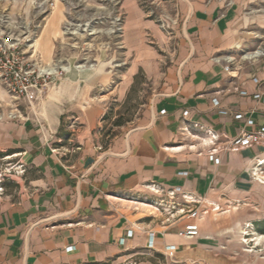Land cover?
I'll use <instances>...</instances> for the list:
<instances>
[{
  "label": "crops",
  "instance_id": "crops-1",
  "mask_svg": "<svg viewBox=\"0 0 264 264\" xmlns=\"http://www.w3.org/2000/svg\"><path fill=\"white\" fill-rule=\"evenodd\" d=\"M256 1L190 0L162 92L141 124L104 147L95 129L106 103L92 99L109 78L104 63L78 69L70 58L72 67L26 106L27 116L0 121V156L24 170L14 193L0 194V264H147L167 246L178 263H217L233 215L212 206L226 207L262 186L250 171L264 158V145L228 148L242 129L264 126V102L253 97L264 92V54L242 56L261 42L264 15L246 12ZM5 15L13 16L7 1L0 3V22ZM56 19L36 37L31 59L41 63V44L54 45ZM7 97L0 85V101ZM72 119L79 126L66 130ZM212 148L219 161L209 157ZM175 187L206 210L196 219V236L177 233L186 216L167 222L151 205Z\"/></svg>",
  "mask_w": 264,
  "mask_h": 264
},
{
  "label": "rangeland",
  "instance_id": "rangeland-1",
  "mask_svg": "<svg viewBox=\"0 0 264 264\" xmlns=\"http://www.w3.org/2000/svg\"><path fill=\"white\" fill-rule=\"evenodd\" d=\"M5 1L12 6L13 16H3L0 40L16 43L25 55L36 54L34 41L40 31L42 34L45 25L55 18L59 21L51 30L54 45L49 49L41 44V63L36 61L41 68L62 66L67 72L72 67L70 58L78 69H95L104 63L109 78L92 93L94 101L106 103L104 115L95 129L102 147L114 136L137 127L147 117L156 96L162 92L164 71L172 63L182 37V15L190 5V0H0V3ZM254 4L246 7V12L264 15V0ZM256 35L261 42L242 54L247 59L264 54V30L257 29ZM255 51L258 53L253 57ZM133 67H137L133 83L123 94ZM0 85L8 96L7 102L0 101V121L14 119L6 117L12 110L15 118L27 116L24 111L29 104L13 99L1 82ZM78 126L75 122L73 130ZM255 168L256 175L252 174V169L250 172L261 182L259 177L264 176V164ZM23 171L0 156V194L14 193ZM250 195H253L252 200ZM227 204L215 208L217 213L228 210L226 214L233 215L224 222L233 221L230 223L233 229L221 235L222 243L218 248L221 257L216 264H264V183L249 196ZM201 212L199 210L200 216L204 214ZM253 212L260 216H253ZM149 257L147 264H186L176 262L174 254L154 253Z\"/></svg>",
  "mask_w": 264,
  "mask_h": 264
},
{
  "label": "built area",
  "instance_id": "built-area-1",
  "mask_svg": "<svg viewBox=\"0 0 264 264\" xmlns=\"http://www.w3.org/2000/svg\"><path fill=\"white\" fill-rule=\"evenodd\" d=\"M52 4L53 3H51V5ZM257 53L258 52L255 51L252 56H257ZM25 54L26 52L18 48L16 43L0 40V82L4 85L13 99L26 101L30 106L31 102L41 95L42 91L51 81L59 79L64 75L65 67L54 66L41 68L40 63L30 58L32 54ZM225 69L230 70L229 65L225 66ZM253 80L257 83L260 82V79L257 77H253ZM240 92L245 94L244 91ZM253 97L264 102L263 91L254 93ZM217 103L218 101L214 99V104ZM183 114L186 115L187 111L185 110ZM234 116L236 118L243 117L242 113H236ZM6 117L15 118L16 115L12 110ZM74 124L75 121L72 119L66 126L73 130ZM245 124L251 125L253 124V120L247 118ZM192 126L194 128L198 127L197 123H194ZM216 138V135L211 134L209 143L214 144ZM254 144L264 145V126L253 131L242 129L237 136L230 140L228 148L230 150H236L240 147H248ZM214 152L215 148H212L209 152V157L211 159L214 158ZM262 159L263 158L257 160L256 166L264 164H260V162H263L261 161ZM214 160L219 161L217 158H214ZM258 170H261V168L259 167ZM252 174H255L254 169ZM151 189L154 190V187ZM179 193L178 187L169 189L165 192L166 198L163 196L159 200H152L151 205L165 215L164 219L167 222H174L176 219H179V217L186 216L188 221L183 222L177 233L184 237L196 236L199 232L196 219L200 216V213L197 206H194V204H197L198 200L184 193H180L179 197ZM216 207L217 206H214L213 209ZM201 211V214L206 212L204 209ZM173 250L174 246H167L165 254L172 256L174 253Z\"/></svg>",
  "mask_w": 264,
  "mask_h": 264
},
{
  "label": "bare ground",
  "instance_id": "bare-ground-1",
  "mask_svg": "<svg viewBox=\"0 0 264 264\" xmlns=\"http://www.w3.org/2000/svg\"><path fill=\"white\" fill-rule=\"evenodd\" d=\"M261 161H263V163H264V158L261 160ZM260 164H262V162H260ZM254 169H256V168H254ZM254 173H255V175H256V171H254ZM259 178H261V179H259L262 183H264V176L263 177H259Z\"/></svg>",
  "mask_w": 264,
  "mask_h": 264
},
{
  "label": "trees",
  "instance_id": "trees-1",
  "mask_svg": "<svg viewBox=\"0 0 264 264\" xmlns=\"http://www.w3.org/2000/svg\"><path fill=\"white\" fill-rule=\"evenodd\" d=\"M117 124H119V123H117Z\"/></svg>",
  "mask_w": 264,
  "mask_h": 264
}]
</instances>
